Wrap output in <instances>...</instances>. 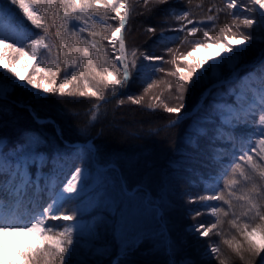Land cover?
<instances>
[{
    "label": "snow or ice",
    "instance_id": "6c2138e0",
    "mask_svg": "<svg viewBox=\"0 0 264 264\" xmlns=\"http://www.w3.org/2000/svg\"><path fill=\"white\" fill-rule=\"evenodd\" d=\"M149 0H144L147 4ZM182 3L183 0H178ZM190 2V0H189ZM155 3L166 4L169 0H155ZM43 5L44 12L53 15L54 5L59 6V11L55 13L58 19L55 23L59 25L58 38L60 40L59 50L63 55L64 76L65 78L57 86V76L59 68L52 66L47 71L38 66H33L32 75H22L16 72L10 65L18 60L29 57L40 63L38 59L41 48L47 50V55L51 57L53 45L45 43L48 36L47 22L43 19V14L38 11ZM16 6L23 15L21 16ZM227 9L235 10L229 12L234 16V22L231 27L225 25L220 32L221 36L213 39L210 36L212 29H205L207 22H211L216 17L209 15L207 21H196L187 19L189 12L187 9H170L169 14H174L176 20L183 21L187 19V24L193 25L187 28L181 25L179 28H170L173 34L183 33L186 30V37H196L198 32L209 42L194 41L191 50L187 53H181L179 60L184 62L181 66L177 62V57L173 55L171 61L176 65L175 71L170 75L177 76L175 81L178 86L179 94L177 99L183 100L184 93L189 88H196L202 84H207L209 80L212 83L201 93L200 100L194 109L184 112L185 105L181 103L177 107L165 105L164 110L169 114H177L175 119H171L166 125L167 128L179 127L185 119L192 120L193 113L197 119L194 121L196 128L192 133L186 136V143L198 146L201 137H207L210 129L207 125L213 123V117L220 111L219 104L225 103L228 96H243L244 106L233 102V112H229L231 120L227 116L218 118L219 124L214 130L212 136L213 142H219L221 139V128L225 123L230 128L247 127L251 128V133L240 138V147L236 148L237 137L229 133V140L232 144V155L227 167H223L217 172V179L211 184H205L203 191L206 195L193 196L188 193V203L197 204L205 210L201 212L198 209H189L193 217L207 214L215 218L207 222H201L192 225L186 231L190 234H199L197 239L208 237L210 234L223 236L224 233L218 229L223 223L222 217H231L227 223L235 231L231 238H225L222 243L227 246L235 257H238L243 264H253V261L264 252V245H257L252 239L254 233L261 234L264 237V47H260L257 53L258 67L253 66L251 72L246 75L256 74L261 82V87L256 92H241L238 88L230 87L235 83V79L243 80L240 75L247 67L243 61L246 55L252 51L256 45L264 46V0H227ZM129 0H0V45L10 49V54L4 56L0 54V68L7 72H12L16 79L7 76H0V101L8 100L9 96L16 88L30 92L32 101H42L49 94L91 95L92 97L103 94L93 90L88 77L96 81L98 85L111 87L113 96H116L121 89H126L128 84L135 76L141 84L146 83L157 71H163L161 65L155 61L163 60L162 56H156L150 52L140 53L137 56L135 50L131 52L133 59L129 61L126 54L125 30L129 23ZM242 10V11H241ZM223 11V9H220ZM114 13V15H109ZM30 22L29 28L25 23ZM116 21L117 26L113 28L108 24V20ZM75 22V23H73ZM5 25L11 31H6ZM72 27L71 46L67 43L65 32ZM237 29L233 33L232 29ZM34 29H45L43 35L34 31ZM244 29L246 31H242ZM109 31L110 35H101V31ZM147 31L155 33L154 27H149ZM87 34L85 36L84 34ZM22 36L23 38H17ZM79 39L80 42H77ZM172 37L166 36L162 31L159 42H167ZM11 40L8 44L6 41ZM30 40L31 55L25 51L24 41ZM108 41L112 46L115 60L119 62V67L113 65V71L105 68L106 57L102 53L100 41ZM235 41V43H229ZM185 41H181L184 43ZM20 46L17 47L16 45ZM215 44L221 49L216 57L189 62L188 58L199 48H210ZM168 52L173 49L168 48ZM99 55L100 64L97 70L93 62L95 55ZM77 58H79L77 60ZM142 58V59H141ZM57 62L59 58L57 57ZM147 62V63H144ZM69 69L72 71L69 72ZM88 70L86 73L85 70ZM228 69L230 75L224 77V70ZM41 72L46 78H49L50 85L41 84L36 76ZM83 78V89L78 91H66L70 83L79 84ZM152 84H148L151 88ZM36 91H32V89ZM171 88V85H169ZM251 101L249 103V95ZM211 97V99H209ZM128 100L134 104H139V99L128 95ZM207 101V104H205ZM16 107L26 108L37 123H52L53 121H42L31 101H14ZM124 103L123 100L120 101ZM98 108V106H96ZM154 108V106H150ZM228 105L225 103V108ZM203 113V115H201ZM100 118L98 110L91 111L89 120L90 125H94ZM155 131V130H154ZM57 136L62 137V132L57 129ZM8 141L0 137V260L4 259L5 238L9 236L31 235L33 243L17 247L16 256L10 264H90L87 259L77 261L75 257L84 255V250L97 260L104 258L111 253V244L105 242L99 247L94 243L100 238V228L110 219L113 241L117 247L116 258L112 264H120L123 257L132 254L146 239H151L148 233L136 227V215L138 212L134 201L141 195L142 187H138L133 195H129L126 182L119 184V188L114 193H109L105 185L108 183L110 173L115 172V167L108 164L103 170V174L98 178L96 187L92 189L93 200L96 207L103 208L107 216H101L95 224L88 226L87 231L89 240L82 245V226L80 219L85 208L80 206L82 200V191L88 183L85 176V169L76 167L71 173V178L65 181H59L53 184L44 180L45 174L42 169L48 164L50 159L62 161L69 153L55 152L52 157L42 151L50 146L51 141L48 137L35 130H26L21 134L20 140L13 145L11 152L5 155L4 149ZM88 157L98 156L99 149L93 141L89 140ZM78 158H79V154ZM224 156H221L223 161ZM242 162V163H241ZM35 165L38 169L37 174L33 175L31 168ZM119 183L118 180L112 181V186ZM163 183V182H162ZM51 191L48 197L50 202H41L44 194ZM166 192L162 187L161 194L157 196L160 203L154 209V213L163 220V210L166 205ZM78 201L73 209H66L69 201ZM211 201L218 203L212 204ZM150 204L154 203L149 201ZM227 206V210L223 207ZM21 208L24 209L21 212ZM71 212V214H67ZM49 221H60L59 224L49 223ZM214 230H216L214 232ZM160 236L163 238L165 254L168 256L167 264H197L192 258L176 259L175 241L170 235H165L162 231ZM239 237V238H238ZM220 247L209 245V248L203 254L208 259H217L219 264H226V260L220 256Z\"/></svg>",
    "mask_w": 264,
    "mask_h": 264
},
{
    "label": "trees",
    "instance_id": "16d2710c",
    "mask_svg": "<svg viewBox=\"0 0 264 264\" xmlns=\"http://www.w3.org/2000/svg\"><path fill=\"white\" fill-rule=\"evenodd\" d=\"M129 1V23L125 31L126 51L129 61L133 59L131 56L133 50L136 51L138 57L140 53L150 52L156 56L163 57L160 65L164 70L157 71L150 80L143 84L134 76L127 88L119 90L116 96H113V89L110 86L98 85L96 81L88 77L93 90L102 93L103 99L99 95L97 97H92L91 95L81 97L78 94L64 96L49 94L46 99L42 100L44 102L28 100L32 102V107L41 120H50L54 124L37 123L26 108L16 107L15 103H13L20 100V98L11 95V100L0 101V137L8 141L7 146L13 147L26 130H35L41 134L48 132L53 138L50 146L45 148L47 156L52 157L57 151L69 153L70 155L64 157L62 161L50 159L48 164L42 169L44 174L51 173L54 167L57 168L59 162L81 163L82 155L85 152L87 154L88 149L84 145L80 147L72 145L76 143L86 144L89 140L93 141L100 153L98 156H94L93 159L97 166L106 167L111 164L116 169L113 172L114 180H118L119 183L115 185V191L118 190L119 184L125 182L129 191L142 187V193L137 197L143 200V198L148 196L149 201L154 202L151 205H158L160 201L157 196L161 194L163 187L164 192H166L164 201L166 207L163 210L162 221L165 223L171 239L175 241L176 259L191 258V256H194V250L190 246L194 239L186 231V226L197 220L194 218L191 220L192 214H190L189 209H197L198 204H189L187 194L190 193L193 196L208 194L203 191V186L206 184L205 180L212 174H216L219 169L227 166L229 152L225 141L227 140V132L229 133L231 130L222 127L220 141H212L214 130L219 124L216 113L213 117V123L207 125L210 129L209 136L201 137L198 141V146H196L185 142L186 136L196 128L194 121L197 117L195 113H193L192 120L185 119L179 127H166L168 122L171 119H175L177 114L167 113L164 110L165 105L177 107L183 103L185 105L184 112L192 110L200 100L201 93L212 81H208L207 84H202L194 89L189 88L184 93L183 100L177 99L178 95L174 92H179L175 83L179 74L172 76L169 70L172 69L171 61L173 55L175 54L177 57V53L180 51L190 50L194 41L205 42V38L202 36V32H198L196 37H186V30L183 33H178V37L175 40L159 42V38L162 31L166 36L172 34L169 29L184 25L187 19L207 21L209 15L216 17L215 20L207 22L205 25L206 30L212 29L210 35L216 38L222 35L220 29L225 25L231 27L234 22L238 23V21L234 20L233 15H229L231 10L227 9L223 0H190V2L189 0H183L182 3H179L178 0H169V3L166 4L155 3V0H149L147 4L144 3V0ZM13 8L21 16L23 15L16 6H13ZM53 9V15L44 12L43 5L37 10L43 14V19L48 25L46 40L48 44L53 45L51 57L47 55L46 49L42 52L41 58L44 61L42 66L45 71L52 66L60 69L57 76V85H59L65 78L63 55L59 50V25L55 23V20L58 19L55 13L59 11V6L54 5ZM170 9H187L189 15L186 20L178 21L175 20L174 14H169ZM220 9H223V11H220ZM109 15H114V13ZM154 16L156 18L159 17V20L152 19ZM172 18L173 23L171 21ZM108 21L113 28L117 26L116 21L110 19ZM136 22L143 24L144 35L139 34L142 29H137ZM25 23L27 26L32 27L26 19ZM149 27H154L156 29L155 33L147 31ZM241 30L246 31L244 29ZM34 31L43 35L45 29H34ZM232 31L237 32V29L233 28ZM71 32L72 27L70 26L67 32L64 33L67 37L69 48L72 39ZM105 34L110 35V32L102 30L101 35ZM84 35L87 36L86 33ZM181 41L185 42L181 43ZM77 42H80L79 39H77ZM100 43L102 45L101 54L106 57L107 61L105 68L113 71V65L117 68L118 65L115 61V55L111 52L110 44L104 40L100 41ZM16 46L19 47L20 45L17 44ZM168 48L173 49V52H168ZM99 55L94 56L93 62L96 64L97 70L102 71L99 68ZM57 57L59 62H57ZM254 59L255 56L245 59L243 63ZM182 63L184 64V62ZM70 71L72 69H69ZM85 72L87 73L88 70L86 69ZM149 83L152 84L151 88H148ZM169 85H171V88H169ZM230 87L245 91L240 86V82H235ZM78 90H84L83 78L80 79L78 85L76 82L70 83L66 91ZM164 93L176 95L164 96ZM128 95H132L136 99L142 97V100L139 104H134L127 99ZM121 100L124 101L123 104L120 103ZM22 101H25V99ZM233 102H235L233 96H228L225 100L227 104H233ZM205 104H207V101H205ZM150 106H154V108ZM92 110H98L100 113V118L94 125L89 124ZM57 129L62 132V137L57 136ZM250 132L251 128L247 127L237 131L240 135ZM77 154H79V158ZM222 155L224 156L223 161H221ZM113 189L111 187L108 191H113ZM223 207L227 210L226 205H223ZM102 215L106 217L107 212L103 208H96L95 213L91 212L87 217L92 221L91 225H93L100 220ZM230 218L222 217L223 223L218 226V229L224 233L223 236H216L217 245L221 249L220 256L226 260V264H243L222 243L223 239L231 238L232 235H235V233H229L231 231L227 221ZM50 223L56 224L55 221H50ZM110 224L111 220L109 219L105 225L101 226L100 238L94 242L99 245L105 242L111 244L110 255L97 260L95 256H91L85 249L84 255L75 257L77 261L87 259L90 264H112L113 259L117 255V247L113 241ZM136 227L149 234L153 225H147L146 222H143L139 225L136 223ZM233 232L235 231L233 230ZM156 243L158 242L153 238L144 240L132 254L121 258L120 264H167L168 256L165 254L164 247L157 246ZM10 257L9 264L14 259H18L16 250ZM203 262L206 261L202 259L197 264H219L217 259L207 263ZM253 264H264V256L262 257L261 254L260 257L253 261Z\"/></svg>",
    "mask_w": 264,
    "mask_h": 264
},
{
    "label": "rangeland",
    "instance_id": "374dc122",
    "mask_svg": "<svg viewBox=\"0 0 264 264\" xmlns=\"http://www.w3.org/2000/svg\"><path fill=\"white\" fill-rule=\"evenodd\" d=\"M223 1H224L225 4H227V0H223ZM129 5H130V1H129ZM128 11H129V8H128ZM234 11L235 10H231V12H234ZM152 19L159 20V17L156 18L154 16ZM191 20H194V19H191ZM171 21L173 23V18L171 19ZM107 23L110 24L109 21H107ZM184 25H186L187 28H190V27L193 26L191 24H187V22ZM136 26L138 27L137 29H142L143 24L140 23V22H136ZM5 29H6V31H11V29H9L7 27V25H5ZM233 33H237V32L233 31ZM139 34L144 35L145 34V30L142 29L139 32ZM210 36L213 39L216 38L215 36H212V35H210ZM171 37H176V35L173 34V35H171ZM17 38H23V37L20 36V37H17ZM205 42H209V41H207V39L205 38ZM45 43H48L46 38H45ZM229 43H233L234 44L235 41H229ZM26 45L28 47L25 48V51L29 52V55H31L30 40H25L24 41V46H26ZM260 47H264V46L259 45V44L256 45L252 49V51H250L246 55L245 59H250L251 57L255 56V60H256L257 59V53L259 52ZM110 48H111V52L114 54V51H113V48H112L111 45H110ZM44 50L45 49H43V48H41L39 50L38 59L40 60V63L38 65H37L36 61L31 60L29 57H24V58L18 60L16 63L10 65V67L14 68L16 72H19L22 75H25V76L32 75L33 74V71H32V67L33 66H38V67L43 68L42 65L44 64V61L41 58V55H42V52ZM188 51L189 50L186 49V50H183V51H180L179 53H177V62L179 64H181V66L184 65L182 63L183 61L179 60L178 58H179L181 53H187ZM219 51H221V49L219 47H217L215 44H213V46L210 47V48H199L195 52L192 53V56L188 58V61L192 62V63H195L197 61H204L206 59H210V58L216 57L217 52H219ZM0 54H2L4 56H8L10 54V49H6L4 47V45H0ZM160 62H161V60L160 61H155V63L159 64V65H160ZM144 63H147V62H144ZM246 65H247V67L244 69V71H242L240 73V75L244 77L243 80L241 81L239 79H235L234 77H233V79L239 80L240 83H241L240 85H242V86L247 85L248 86L247 92H248L249 88H251V92L254 93V92L257 91V89H259L261 87V82L258 79L256 74L248 76V75H246V73L247 72H251L250 67H253L254 65L256 66V64L249 63V64H246ZM175 66L176 65L171 64L172 69H169L170 72H173V70H175ZM229 75H230V73H229L228 69H225L224 70V77H228ZM0 76H7V77H9L11 79H16V77L13 75L12 72H7L3 68H0ZM152 76H151V78H152ZM36 79L41 84H46V85L51 86L49 78H46L44 76L43 72H41L39 75H37ZM209 81H211V80H209ZM32 91H36V89L33 88ZM174 93H177V95L179 94V92H177V91L174 92ZM11 95L18 96L20 98V100H24V99H25V101L31 100L30 92L23 91L21 88H16L15 91ZM11 95L9 96L8 99H10ZM170 95H176V94L164 93V96H170ZM236 98L238 99L239 104L241 106H244V104H245L244 97L243 96H236ZM167 99H169V98H167ZM251 99H252V97H251V94H250L249 95V103H250ZM34 102H36V101H34ZM42 102H44V101H42ZM227 105H228L227 108H225V103H222V104L218 105V108L220 109V111L217 112L218 118H222V117L227 116V119L231 120V116H228V113L229 112H233L234 109H233L232 105H230V104H227ZM225 124L227 125V123H225ZM124 130H126V129L124 128ZM43 135H46V137H48L50 141L53 138L52 136H50V134L48 132H45ZM87 147H88V145H87ZM11 150H12V146L5 147V149H4L5 155H8L11 152ZM42 151H44L46 153L45 149H43ZM93 159H94V157L89 158L88 157V152H87V154L85 152L82 155L81 163H75V164H73L71 162H68L67 164L60 163V164H58V168L59 167H61V168L58 171H56V173L44 178V180H43L44 182L47 181L48 183L53 184V185L55 183H57L58 180L66 182V179H70L71 178V173L74 171V169L76 167H79L81 169L87 168V170L85 171V176L87 177L88 183L86 185V188L81 193L82 200L79 201L80 206L82 208L86 209V211L83 212L82 217L80 219V224L82 226V232H83L82 240H81L82 245L84 244L85 241L89 240V235H88L87 228L92 223V221L87 216L91 212L95 213V209L97 208L95 203H94V201L90 203V201L93 200L92 189H94L96 187V182H97L98 178L103 174V172H102L103 168L100 167V169H99V166H97V164L94 162ZM33 169L34 170L37 169L35 165L32 166L31 171ZM108 175H109V180H108V183L105 185V188H106L107 191H108V189H111V187L114 188L113 191H110V192L108 191L109 193H114L115 192V187L112 186V181L114 180V174L110 173ZM57 178H58V180H57ZM192 183H195V182H192ZM51 194H52L51 191H49V194L47 196H45V198L43 199L44 200L43 202H50V201H48V197ZM129 195H132V194L129 193ZM215 202L216 201H211L209 203L215 204ZM77 203H78V201H76V200L69 201L66 204V209L75 208ZM148 203H146V198L145 199L143 198V200H142L140 197H136V199L134 201V204L137 207L138 212H137V215H136L135 223H137L138 225L143 223V222H146L147 225L152 224L153 228H152L151 232L149 233V236H152L153 239H155L158 242V243H156L157 246H163V244H162L163 238L160 236V233L163 231L165 233V235H169L168 229H167L166 225H165V227L162 226V223H161L162 221L160 220L159 216L154 213V209L156 207L154 208L153 206H148L149 205ZM197 204H198L197 209L200 210L201 212H204L205 210L201 207V205L199 203H197ZM67 214H69V212H67ZM152 215H153L154 219H153ZM190 218H191V220H193V218L197 219V220L193 221L192 223L187 224L186 229H188L192 225H197V224H199L201 222H207L210 219H211L212 222H215V218L214 217H210L207 214H202V215L196 216V217H193L191 215ZM205 218H207V219H205ZM55 222H56V224L60 223V221H55ZM49 223H50V221H49ZM229 229L231 231L229 233H235V232H233V230L231 228H229ZM190 235L194 239L192 245L190 246V248H192L194 250V256H191V258H193L197 262L201 261L203 259L204 261H206V262H203V263H207L208 261L214 260V259H208L203 254L209 248L210 244L213 245V246L217 245V242H218V240L216 239L217 235L210 234L208 237H202V238H199V239H197V236L199 234H195V235L190 234ZM252 239L255 240L257 245H264V237H262L261 234L254 233L253 236H252ZM31 243H33V237L31 235L9 236V237L5 238L4 252L6 253V256H5L4 259L0 260V264H9V260L11 258L10 256L13 255V252L17 249V247H23L24 245L31 244ZM96 246L99 247L100 245L98 243H96ZM261 254H262V257H263L264 256V252H262ZM79 256H82V255H79ZM188 258H190V257H188Z\"/></svg>",
    "mask_w": 264,
    "mask_h": 264
}]
</instances>
